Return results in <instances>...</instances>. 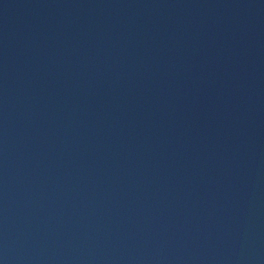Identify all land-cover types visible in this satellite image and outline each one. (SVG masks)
Wrapping results in <instances>:
<instances>
[{"label":"water","instance_id":"obj_1","mask_svg":"<svg viewBox=\"0 0 264 264\" xmlns=\"http://www.w3.org/2000/svg\"><path fill=\"white\" fill-rule=\"evenodd\" d=\"M0 264H264V0H0Z\"/></svg>","mask_w":264,"mask_h":264}]
</instances>
